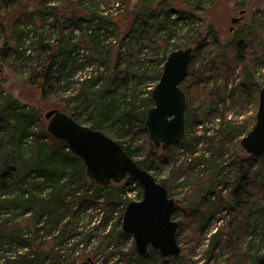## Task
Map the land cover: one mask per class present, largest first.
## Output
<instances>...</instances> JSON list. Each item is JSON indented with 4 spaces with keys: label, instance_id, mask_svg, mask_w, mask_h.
Instances as JSON below:
<instances>
[{
    "label": "trees",
    "instance_id": "1",
    "mask_svg": "<svg viewBox=\"0 0 264 264\" xmlns=\"http://www.w3.org/2000/svg\"><path fill=\"white\" fill-rule=\"evenodd\" d=\"M53 1L30 0L36 8L29 13L25 7L30 8L32 5L24 4V0H0V8L7 9L6 15H0V30L11 33L9 40L1 45L2 51H0L5 56H9L13 65L18 60L31 61L27 81L37 85L43 96L57 92L63 80L66 84L63 90L65 92L70 88V83L77 84L66 103L56 108L71 114L81 123L83 116L88 113V120L92 121L93 128L101 129L118 140L128 153L143 168L150 170L157 179L162 166L166 164L164 156L176 152L182 145H186L192 155L183 165H187L189 169H197L196 174L200 180L205 171L210 174L205 191L208 189L213 192L220 184L227 187L232 180L225 176L228 164L232 166V170H238L239 175L237 174V178L233 179L235 186L227 196L220 194L219 199L212 201L207 197L196 200L197 213L202 211L199 217L201 220L213 217L226 206H236L241 203L249 206L252 178H255L254 188L262 189L259 193L256 191V197L261 194L263 200L260 205L257 204L256 210L264 214L263 178L260 179V176L252 174V166H245L239 157L233 161H227L224 157V149H228V141L235 136H241L243 128L236 127L234 121L227 119L222 113L223 120L217 134L209 136L207 132L210 130L204 129L202 137L207 141L203 149H198L196 146L199 144V138L196 139V143L190 142L195 136V129L200 125L204 126V118L200 120L196 110L191 112V95L189 89H185L187 78L182 83L187 94V124L184 140L167 150L156 147L148 135L147 146L144 147L137 145L134 137L125 141L120 140L133 131L136 124H139L146 133L149 131L146 117L150 105H154L152 95L143 99L142 104H138L137 94L141 90L131 83L138 76L137 62L134 60L141 59L140 53L142 54L145 46L150 45L157 50L162 47L166 50L162 62L164 64L169 55L168 43L177 33L180 19L187 17L185 13L187 11L176 10L170 0H144L142 4L138 3L131 15L129 30L125 34L136 38L135 42L131 41L132 39L127 42V39L122 38L115 53L112 42L105 43L106 40L112 39V35L102 31L105 23L112 21L105 16L106 14H102L105 11L101 12L98 6L91 4L93 7H89L90 12H86V15L79 10L74 12L78 16L74 14L68 16V13H73L78 5L75 0H63L68 4V8L60 10L62 15L60 14L59 18H53V21L60 26V36L63 37L56 40L54 46L41 44L39 49L37 48L38 58L35 59L31 54L27 55L29 50L32 51L29 45H26V37L30 30H25L20 20L23 23L29 22V19H36L42 25L51 18V10L57 7L50 4ZM78 2L81 9L87 1L78 0ZM23 8L25 11L21 13L20 9ZM27 13L30 14L29 18L25 16ZM69 21H74L76 25L65 39V31L71 26ZM84 23L87 26H84ZM79 26L82 27V36L85 39L82 40L83 43L81 41L74 43L72 40L73 37L75 38L74 31ZM35 36L38 37L37 43L43 39L39 38L43 35L37 30ZM185 36L189 40L186 45H195L189 74L194 70L197 56L198 58L201 56V65L195 71L199 75L208 64H211V61L214 62L213 58L210 57L208 46L199 32L193 34L188 32ZM61 39L66 41L62 42ZM217 43L214 38L213 44ZM79 46L81 49L86 48L88 52L81 53ZM35 50L33 49L34 52ZM237 51L232 49V55L228 56L226 63H214V66L212 65L214 73L220 72L221 65L229 69L231 67L233 70L236 61H245L243 52L237 54ZM163 64L159 69L157 68V79L162 75ZM83 72L85 77L80 80L73 79L78 73ZM254 74L255 71L250 70L247 78L253 79ZM262 87L258 84V91ZM205 95L209 98L210 93L205 91ZM32 111L33 109L27 108L11 96H7L6 101H0V264H80L85 259L92 260L98 257L103 258L102 264H108L114 259L115 264L121 261L127 264H150L148 260L150 251L157 254L159 264H167L170 260H180L181 264H194L190 260V253L165 258L151 246L144 255L138 253L135 247L127 255V252L123 251V242L132 237V234L124 231L120 225L122 214L118 217L114 228L109 227L113 223L111 210L113 202L116 201L113 199L117 197L120 204H125L127 201L123 198L135 188H139L138 195L142 196V186L132 177H128V180L118 187H112V183L107 186L96 183L88 177L83 160L69 149L65 141L54 137L48 129L43 130L44 136L34 131L32 121L36 119H32ZM204 113L205 117L212 115V113L207 115L205 110ZM107 126L116 129L114 135L106 131ZM251 128H246L244 133L247 134ZM191 143L194 147L190 146ZM263 156L264 153L254 155L252 159ZM247 162H250V158ZM211 168L212 170L209 171ZM178 178L179 175L175 177L172 175L167 179L158 180L168 188L169 195L172 196L173 184ZM112 188H115L114 192ZM90 208L92 213H87ZM179 210L180 205L177 201L173 218ZM25 216L29 218L26 222H22ZM182 226L181 220L177 238ZM257 227L258 224H255V231L248 234H245L242 228L237 231L234 229L233 232L228 228H217L210 235L204 250L203 258L206 259L204 264H264V228ZM261 231L263 235H258ZM253 236L259 237L263 242V245L256 250L249 244L251 239L244 244L246 237L249 239ZM198 243L196 242L195 246Z\"/></svg>",
    "mask_w": 264,
    "mask_h": 264
},
{
    "label": "rangeland",
    "instance_id": "2",
    "mask_svg": "<svg viewBox=\"0 0 264 264\" xmlns=\"http://www.w3.org/2000/svg\"><path fill=\"white\" fill-rule=\"evenodd\" d=\"M84 7L80 9L78 0H75L77 8L75 11L69 12L68 16L75 15L76 11H83L84 15L86 12H90L89 7H93L94 4L98 6V9L101 12L104 10L105 13H102L112 21H106L102 31H106L107 35H112V39L106 40L105 43L109 44L112 42L114 47V52L118 50L121 39H127V42H135L136 38L132 36H125L129 30L131 24V15L136 5L138 3H143L144 0H86ZM174 3V8L183 9L187 12L186 16L180 19L177 27V33L168 43L169 53L178 48H186L190 45H186L189 40L186 33L190 32H199V35L207 44V50L210 52V57L213 58L211 64H208L202 72L198 75L195 71L200 67L201 60L197 56L196 65L193 71H190V74L186 77L185 89L188 88L190 92V101H192L191 112L194 110L197 111V116L202 120L204 118V123L197 127L195 130V136L191 139L190 142H197V138L200 139L199 144H197L198 149H203L207 139L202 137L204 135V129L208 128L210 132L207 134L215 135L217 130L221 127V122L223 120L222 113L224 116L233 120L236 127L240 126L242 129L241 136H235V138L230 139L227 143L228 149L225 151V159L227 161L237 160V157L243 160L245 166L251 165L252 174L260 176V179L264 180V156L258 159H252L253 155L248 153L246 149L241 144V139L246 135L244 131L246 128L253 127L256 122V115L259 107L260 91H258V84L264 86V0H170ZM90 2V3H89ZM30 0H24V4H29ZM31 4V3H30ZM52 5L57 6L51 10V18L41 23L38 20L29 19V22H23L20 20L22 27L25 26V30H30L29 34L26 37V45H29L32 51H28V54H31L35 59H37L39 51V46L41 44H50L54 46L55 41L60 36V26H58L53 18L60 17V10L63 8H68V4L63 0H54ZM32 5V4H31ZM36 5L25 9L31 13L35 11ZM60 8V9H59ZM198 8V10H196ZM25 9H20L21 13ZM7 9L0 8V15H6ZM82 12V13H83ZM25 15L27 18L30 14ZM57 13H59L57 15ZM29 14V15H28ZM62 15V14H61ZM239 18L237 23L233 22V19ZM7 22V20H4ZM71 23L70 28L65 31L66 39L70 33V30H73L75 27L74 21H69ZM28 24V26H26ZM84 26H87L84 23ZM38 27V28H37ZM42 27H45L42 28ZM80 27V26H79ZM76 27L75 38L73 37V42L84 40L82 36V27ZM192 29V31H191ZM38 31L40 35H43L39 38L37 43V36H35V31ZM64 33V32H63ZM11 33H5L0 30V50L1 45L5 44L6 40H9ZM128 37V38H127ZM217 40V44H213V39ZM62 42L66 40L61 39ZM87 41H84V43ZM90 43V41H88ZM83 43V42H82ZM8 45V43H7ZM233 45V47H232ZM167 46V47H168ZM181 46V47H179ZM222 46V47H221ZM80 47V46H79ZM178 47V48H177ZM192 47H195L193 45ZM35 50V52L33 51ZM85 51H82V50ZM81 53H87V49L83 48ZM232 49L237 51V54L243 52V55L246 57L245 61H236L235 68L231 70L226 68L227 66L221 65L220 72L214 73L212 65L219 63H226L228 56L231 57ZM2 51V50H1ZM0 51V101H6L7 96H11L14 99H17L19 103L24 104L29 109H33L32 114L33 118V129L37 132L38 135L43 134L47 129L48 120L46 119V112L50 109L56 108L58 105H64L69 95L73 94V88L77 84L70 83V88L65 92L64 87L66 86L65 81L61 82V85L57 89V92H52L50 96H43L40 89L37 85L31 84L27 78L30 72L31 61H20L14 65L10 62L9 56H5ZM167 53L166 50L162 47L161 49H155L154 47L147 45L142 50L141 59L136 58L134 62H137L136 68L138 70V76L132 80V85H137L141 91H138V104H142L143 99L152 95V91L155 88L156 84L160 79L156 78L157 68L163 64L164 54ZM230 53V55H228ZM239 57V55H238ZM83 58V57H82ZM129 59V58H128ZM165 63V62H164ZM164 65V64H163ZM250 70L255 71L253 79H248ZM89 74V73H88ZM212 74V76L210 75ZM206 76H210L206 78ZM82 77H85V73H78L73 79L80 80ZM200 78H206L201 80ZM133 87V86H132ZM219 87V89H217ZM184 89V90H185ZM261 89V88H260ZM205 91L210 93L209 98L205 95ZM121 93V92H120ZM189 94V93H188ZM119 95V94H117ZM204 100L205 102H202ZM152 106V104L150 105ZM211 108V109H209ZM206 111L211 115L205 117L204 113ZM88 114V113H87ZM85 114L82 118V123L87 125H92V121L88 120L89 116ZM191 128V125H190ZM106 131L115 134V130L112 127H106ZM111 130V131H110ZM191 131V129H190ZM192 132V131H191ZM147 135L149 136V131H143L142 127L139 124L135 125V129L129 132L124 138L120 140L125 141L131 138H135L137 145L141 147L147 146ZM191 135V133H189ZM202 137V138H200ZM150 139V138H149ZM191 147H194V144H190ZM167 156H164L166 159V164L162 166L160 174H158V179H167L169 176L179 175L177 181H175L174 192L172 197L178 201L180 205V210L174 218L177 221L183 222V226L180 230V235L178 237L179 243L182 247V254L185 255L190 253L191 262L194 264H204L206 259L203 258L204 250L209 242L210 235L217 230L219 227L228 228L230 232L235 229L242 228L244 233L255 231V224H258L257 228H264V214L257 212L256 207L260 205L263 200H261V194H256V191L259 193L262 191L255 187L254 180L252 178L253 184L251 185L252 189L250 191V207L241 203L236 206H229L221 209L211 218H206L201 220L199 217L202 214V211L198 214L196 208V200L201 197L209 198L210 201L217 200L220 197V194L228 195L230 190L235 186L233 179L237 178L238 170H232V166L228 164V169H226L225 176L231 178L230 183L225 187L223 184L218 185L213 192L208 191L207 188L209 182V175L205 171L202 174V179L200 180L199 176L196 174L197 169H189L187 163L190 159L191 151L188 150L186 145H182L178 150L173 153H167ZM250 158V162H247V159ZM202 167V165H201ZM212 170L209 169V171ZM189 172V173H187ZM230 174V175H229ZM239 175V174H238ZM127 179L119 183H112V187H118V185L126 182ZM159 181V180H158ZM264 182V181H263ZM115 188H112L114 192ZM212 190V189H211ZM139 188H135L128 192L126 197L123 200L127 203L131 200H139L142 196L138 195ZM211 194V195H210ZM115 197V196H112ZM113 200V209L111 210L113 222L109 227L114 228L118 217L122 214L120 225L123 223V214L127 203L120 204L117 197ZM258 204V205H257ZM92 208L88 209L87 213H92ZM203 210V208H202ZM209 216V213H207ZM29 216L22 218V222H26ZM18 220V219H15ZM83 220V219H81ZM85 221V220H84ZM200 228H203L200 229ZM241 230V229H240ZM243 232V231H242ZM258 235H263V231L258 233ZM256 237V236H255ZM249 237L245 238V243H248V240L251 239L250 246L252 249H258L263 245L262 240H259V237ZM196 242H199L195 246ZM135 247V240L132 237L128 238L123 242V251L127 252V255ZM136 248V247H135ZM264 250V249H263ZM148 260L150 264H159L158 256L155 252H149ZM117 259V258H116ZM94 262L92 264H102L103 258L98 257L97 259H92ZM81 261L80 264H82ZM180 260H170L167 264H181ZM108 264H115V259L110 261ZM119 264H127L124 261H121Z\"/></svg>",
    "mask_w": 264,
    "mask_h": 264
},
{
    "label": "water",
    "instance_id": "3",
    "mask_svg": "<svg viewBox=\"0 0 264 264\" xmlns=\"http://www.w3.org/2000/svg\"><path fill=\"white\" fill-rule=\"evenodd\" d=\"M238 21L239 18L233 19L234 23ZM193 57L192 46L171 51L152 91L154 105L148 109L146 123L149 138L158 148L167 150L186 136L187 94L182 82L189 74ZM259 95L256 122L241 139L242 146L251 155L264 153V86ZM45 116L48 131L65 141L69 149L83 160L88 177L96 183L107 186L127 177L140 183L143 196L128 202L122 223L123 230L132 234L138 253L146 254L151 246L165 258L180 255L179 221L173 218L177 201L169 195L168 188L103 130L81 123L58 108L48 110ZM82 264H92V260Z\"/></svg>",
    "mask_w": 264,
    "mask_h": 264
}]
</instances>
